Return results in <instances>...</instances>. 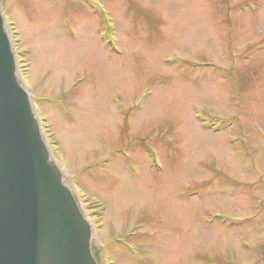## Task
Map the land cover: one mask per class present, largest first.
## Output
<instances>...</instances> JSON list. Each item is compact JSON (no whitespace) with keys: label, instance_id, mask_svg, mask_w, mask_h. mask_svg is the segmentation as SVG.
<instances>
[{"label":"rangeland","instance_id":"rangeland-1","mask_svg":"<svg viewBox=\"0 0 264 264\" xmlns=\"http://www.w3.org/2000/svg\"><path fill=\"white\" fill-rule=\"evenodd\" d=\"M99 264H264V0H1Z\"/></svg>","mask_w":264,"mask_h":264},{"label":"water","instance_id":"water-1","mask_svg":"<svg viewBox=\"0 0 264 264\" xmlns=\"http://www.w3.org/2000/svg\"><path fill=\"white\" fill-rule=\"evenodd\" d=\"M92 239L20 75L0 6V264H98Z\"/></svg>","mask_w":264,"mask_h":264}]
</instances>
